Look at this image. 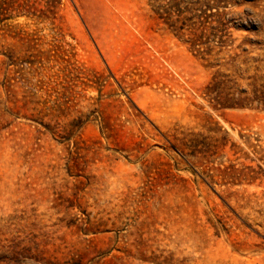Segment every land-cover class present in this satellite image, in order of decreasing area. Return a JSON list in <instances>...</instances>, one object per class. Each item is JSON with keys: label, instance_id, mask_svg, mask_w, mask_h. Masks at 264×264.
<instances>
[{"label": "rangeland", "instance_id": "374dc122", "mask_svg": "<svg viewBox=\"0 0 264 264\" xmlns=\"http://www.w3.org/2000/svg\"><path fill=\"white\" fill-rule=\"evenodd\" d=\"M0 264H264V0H0Z\"/></svg>", "mask_w": 264, "mask_h": 264}]
</instances>
